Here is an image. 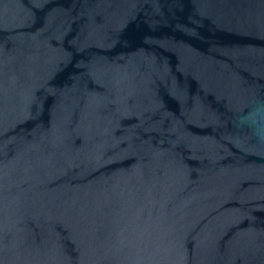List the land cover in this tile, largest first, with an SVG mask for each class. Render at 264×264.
<instances>
[{"label": "water", "instance_id": "water-1", "mask_svg": "<svg viewBox=\"0 0 264 264\" xmlns=\"http://www.w3.org/2000/svg\"><path fill=\"white\" fill-rule=\"evenodd\" d=\"M0 264H264V0H0Z\"/></svg>", "mask_w": 264, "mask_h": 264}]
</instances>
